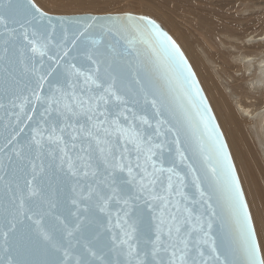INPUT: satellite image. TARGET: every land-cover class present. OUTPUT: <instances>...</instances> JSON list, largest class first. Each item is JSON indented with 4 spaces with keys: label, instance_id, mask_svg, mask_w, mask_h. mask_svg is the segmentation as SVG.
<instances>
[{
    "label": "snow or ice",
    "instance_id": "obj_1",
    "mask_svg": "<svg viewBox=\"0 0 264 264\" xmlns=\"http://www.w3.org/2000/svg\"><path fill=\"white\" fill-rule=\"evenodd\" d=\"M107 19L120 22L114 33L108 29L116 44L124 40L135 48L137 40L124 34H147L150 39L140 43L151 49L158 70L166 75L179 69L180 75L187 73L185 83L194 75L179 46L154 20ZM45 20L52 24L35 0L0 3V51L8 55L9 46L15 48L28 76L7 102L0 97V109L10 117L0 147V181L11 193L6 204L0 203V264H264L239 177L203 97L197 115L212 139L215 163L209 165L211 191L201 187L197 169L187 164L199 193L195 199L185 191L188 181L177 167L189 157L180 129L164 116L163 94L135 80L143 104L154 110L153 123L132 90L118 86L111 66L101 74L96 53H85L94 66L90 70L60 63L71 51L64 45L75 48L99 18L91 17L78 36L61 44L36 27ZM45 60L54 63L45 69ZM4 158L15 186L5 181ZM14 159L21 163L12 170ZM49 170L70 182L63 199L59 188L42 179ZM214 194L226 203L230 220L229 233L219 242L213 235ZM97 213L104 214V223Z\"/></svg>",
    "mask_w": 264,
    "mask_h": 264
},
{
    "label": "bare ground",
    "instance_id": "obj_2",
    "mask_svg": "<svg viewBox=\"0 0 264 264\" xmlns=\"http://www.w3.org/2000/svg\"><path fill=\"white\" fill-rule=\"evenodd\" d=\"M35 3L50 14L124 8L149 14L167 28L193 65L228 140L264 255V0Z\"/></svg>",
    "mask_w": 264,
    "mask_h": 264
},
{
    "label": "water",
    "instance_id": "obj_3",
    "mask_svg": "<svg viewBox=\"0 0 264 264\" xmlns=\"http://www.w3.org/2000/svg\"><path fill=\"white\" fill-rule=\"evenodd\" d=\"M15 2L16 0H13V3ZM0 3L7 6L8 0H0ZM37 7L39 6L37 5ZM42 11L45 12L44 10ZM47 14L52 17V24L49 25L45 20L41 24H37L36 27L45 31L52 38L54 44H61L64 40L71 41L79 35V32L82 31L88 23H91V17L99 18L98 22L93 23L92 27L88 29L85 37H81L80 40L77 41V46L75 48H73L70 43L64 45L65 48L71 49V51H69L68 57L60 61L62 65L69 62L76 63L77 67H80L82 70H90L94 66L91 65V62L86 58L85 53H96L94 58L97 59L100 64L101 74L103 75L109 66H111L113 74L117 76L118 86L123 89L132 90L130 94H135L136 98L140 100L138 108L143 107L145 110L142 114L147 115L149 119L153 120V123H155L154 110L150 105L143 104V92L140 90V86L135 83V80L140 78L142 83L147 84L152 91L157 93V96L163 94L165 99L164 116L172 125L180 129L181 139L184 141L183 147L186 149V155L189 157V160L186 161L184 165L177 164L178 170L187 178L188 187L185 191L188 192L189 196L199 199V193L192 185V172L187 168L188 163H192L193 167L197 169L196 174L201 177V187L206 191H211L210 184L213 182V177L209 168L210 164L215 163L213 142L209 136V132L204 129L197 115L198 109L202 110L200 103L201 97H203L204 102L210 109V115L213 117L212 123L217 127V131L222 134V139L227 146L231 162L235 167L224 133L192 65L173 37L156 21L160 29L167 33V35L179 46L180 52L183 54L187 65L190 66L191 72L194 74L187 79L186 83L184 82V78L187 76V73H184L182 76L180 75L179 69H176L174 72H169L166 75L162 70L157 69L155 56L151 52V49L146 43H140L142 39H150L147 34L141 36L135 31H128L124 34L127 39L137 40L135 48L128 46L124 40H121L120 44L115 43L113 33L120 27V22L111 21L107 19L108 17L126 15H133L136 17L147 16L134 15L132 13ZM57 18H62L63 22L61 23V20ZM147 18L152 19L150 17ZM13 26L18 27V25L9 23V27ZM109 28L113 29V33L108 32ZM94 40L100 41V43L93 44L92 41ZM113 45L116 48V52L112 51ZM3 46V42L0 41V49H2ZM9 47L10 52L8 55H4V53L0 51V97H3L5 102H7L8 96L13 92H20L23 89V83L28 79V76L24 73L23 58L15 48ZM56 50V48H53V51ZM73 57H75V59H73ZM53 63V61L45 60V69H47L48 65ZM63 70V68L59 69V71ZM17 81L20 83H17ZM193 81H195V84H193ZM197 92H199V94H197ZM193 105H195V107H193ZM0 117H3V119H0V147H4V137L8 134L6 131V124L10 117L5 115L4 109H0ZM173 139L174 134L169 133L168 140L171 141ZM5 150L9 151V149ZM4 163L5 171H9V175L5 177V181L15 186L13 173L9 170L7 165V158H4ZM19 163L21 162L14 159L11 169L15 170ZM23 163L27 170L26 162ZM48 163L49 161L45 160V164L47 165ZM235 172L238 176L236 167ZM42 179L50 182L53 190L57 188L60 189L61 199L69 194L68 189L70 182L60 173L56 172L53 174V171L49 170ZM240 186L242 188L241 182ZM10 195L11 193L6 191V183L0 181V203L6 204L8 196ZM212 203L218 213L213 223V235L218 238L219 242L229 233L230 220L226 203L223 200H218L217 195L214 194ZM66 207H71V205L69 204ZM196 207L197 210H199V205ZM141 209L145 213V218H147L148 213L147 210L143 208V205H141ZM61 210L64 211V208ZM103 215L102 213H97L101 223L105 222L103 220ZM105 238H107V234H105ZM141 239H143V231L141 232ZM104 251L106 252L107 249H104Z\"/></svg>",
    "mask_w": 264,
    "mask_h": 264
},
{
    "label": "rangeland",
    "instance_id": "obj_4",
    "mask_svg": "<svg viewBox=\"0 0 264 264\" xmlns=\"http://www.w3.org/2000/svg\"><path fill=\"white\" fill-rule=\"evenodd\" d=\"M264 8V7H263ZM121 9V8H120ZM119 9V10H120ZM124 10V13H128L127 12V9H124V8H122L120 11H114L113 12V10H108V11H106V10H104V11H101V13H103V12H105L106 11V13L108 12V13H115V14H122L123 12H121V11H123ZM89 12H91V11H89ZM88 12V13H89ZM97 11H95V12H91L92 14H97L96 13ZM130 13V12H129ZM71 14H74V13H71ZM77 14V13H76ZM132 14H136V15H140V13H138V12H134V13H132ZM142 15V14H141ZM143 15L144 16H147V17H150V18H152L154 21H156L160 26H162L164 29H165V31L167 32V33H169L171 36H172V34L167 30V28H165V26H163V24L161 23V22H159L158 20H156V18H154L153 16H151V15H149V14H145V13H143ZM173 37V36H172ZM173 39L176 41V39L173 37ZM177 44H179L178 43V41H177ZM179 46L181 47V45L179 44ZM181 49L183 50V48L181 47ZM185 52V51H184ZM185 55H186V53H185ZM187 56V55H186ZM187 59H188V57H187ZM189 60V59H188ZM190 61V60H189ZM191 63V62H190ZM192 65V64H191ZM192 67H193V65H192ZM193 69H194V67H193ZM194 71H195V69H194ZM196 72V71H195ZM196 75H197V73H196ZM197 77H198V75H197ZM198 79H199V77H198ZM199 81H200V79H199ZM200 83H201V81H200ZM201 85H202V83H201ZM203 87V86H202ZM204 89V88H203ZM205 91V90H204ZM205 94H206V92H205ZM207 96V95H206ZM208 98V97H207ZM209 100V99H208ZM210 102V101H209ZM210 104H211V102H210ZM212 106V105H211ZM212 109H213V107H212ZM213 111H214V109H213ZM214 113H215V111H214ZM216 115V114H215ZM216 118H217V115H216ZM217 120H218V118H217ZM218 122H219V120H218ZM220 124V123H219ZM221 126V125H220ZM221 129H222V127H221ZM223 130V129H222ZM224 133V132H223ZM224 136H225V134H224ZM226 138V137H225ZM226 141L228 142V140L226 139ZM228 144V143H227ZM229 147V149H230V152L232 153V151H231V148H230V146H228ZM231 155H233V153L231 154ZM232 158H234L233 156H232ZM233 161H235V160H233ZM235 164V163H234ZM240 176V175H239ZM240 180H241V178H239ZM242 182V181H241ZM244 194H245V196H246V192H244ZM246 201H247V199H246ZM250 210V209H249ZM253 222L255 223V220H253ZM255 225V224H254ZM257 225V224H256ZM257 227V226H256ZM255 227V228H256ZM257 230V229H256ZM257 235H258V233H257ZM258 241L260 242L259 244H261V238H260V236L258 235ZM260 247H261V245H260ZM262 248V247H261ZM261 253H262V255H263V251H262V249H261Z\"/></svg>",
    "mask_w": 264,
    "mask_h": 264
}]
</instances>
